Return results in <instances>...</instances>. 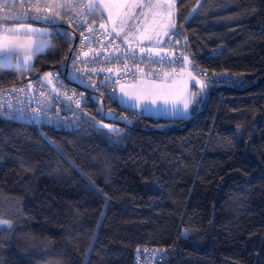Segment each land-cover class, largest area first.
I'll list each match as a JSON object with an SVG mask.
<instances>
[{
  "label": "trees",
  "instance_id": "trees-1",
  "mask_svg": "<svg viewBox=\"0 0 264 264\" xmlns=\"http://www.w3.org/2000/svg\"><path fill=\"white\" fill-rule=\"evenodd\" d=\"M174 20L158 52L180 39L196 67L235 77L190 116L92 90L73 130L0 113V264H135L145 246L164 249L157 264H264V0H176ZM0 22L52 28L33 70L0 65V88L72 51L46 20Z\"/></svg>",
  "mask_w": 264,
  "mask_h": 264
},
{
  "label": "built area",
  "instance_id": "built-area-1",
  "mask_svg": "<svg viewBox=\"0 0 264 264\" xmlns=\"http://www.w3.org/2000/svg\"><path fill=\"white\" fill-rule=\"evenodd\" d=\"M87 3L90 1L0 0V18L25 21L48 16L56 21L53 25L58 31L66 33V40L73 47L63 61L46 72L51 73V77L44 73L0 88L1 114L19 122L73 130L79 121V107L86 102L91 90L117 101L116 87L120 83L133 82L143 76L164 80L183 71L196 74L200 81L208 84L207 89L215 82L228 85L235 82L234 76L209 74L196 67L180 39L176 45L169 43L159 56L154 45L119 39L113 29L105 25L104 16L98 15L97 8L84 7ZM4 29L10 33V24L0 22V34H6ZM141 48L145 51L141 52ZM163 254L162 248L142 247L135 264H157Z\"/></svg>",
  "mask_w": 264,
  "mask_h": 264
},
{
  "label": "crops",
  "instance_id": "crops-1",
  "mask_svg": "<svg viewBox=\"0 0 264 264\" xmlns=\"http://www.w3.org/2000/svg\"><path fill=\"white\" fill-rule=\"evenodd\" d=\"M90 3H93L96 5L95 8L99 12L102 13V16L106 17L102 9L94 3L92 0H89ZM176 3V0H175ZM175 19V7H174V17ZM23 25V28L20 26ZM113 29L114 26L107 25ZM47 27H50L49 29ZM42 26L37 23H28V22H16L10 26V33H7V35L10 36H17L18 39L25 44V47L19 48V49H13V52L16 53H26V54H32L38 52H44L47 50L48 45V38L47 36L51 33L52 28L51 26ZM28 29H31V31H27ZM161 29H157L155 32H160ZM170 31V30H169ZM115 34L120 36L121 31L116 27V31H114ZM155 32L153 35H155ZM5 34H0V41L3 40V36ZM160 38H164V35H162ZM148 44H155V41H149L146 40ZM193 79L189 78V73L182 72L180 75L173 78L174 82L171 81H160L156 80L150 77H141L134 82L131 83H120L117 85V101L120 104V106L128 108V109H135L137 112L140 113H149L153 114L155 112H158V101L162 102V104H167L169 107L168 109L172 110L173 105L175 104L174 101L168 99L166 95L162 92L159 95L152 96L151 98H148L145 95H140V98L137 99V94L147 93L150 91V88L152 86H156V88L162 90L161 88L172 90L171 87L175 85H179V87L184 84L186 89L191 93L198 92V85L194 84L192 82ZM150 86V87H149ZM123 89V91H122ZM205 94H200L199 96H196L194 98H191V102L189 103V108L185 115L182 113H170V118H183L190 116L195 110L201 109L204 104ZM170 104V105H169ZM200 104L202 107H199ZM177 110V109H176ZM165 111L161 110L160 113H164ZM168 112V111H166ZM172 112V111H169ZM177 114V115H176Z\"/></svg>",
  "mask_w": 264,
  "mask_h": 264
},
{
  "label": "snow or ice",
  "instance_id": "snow-or-ice-1",
  "mask_svg": "<svg viewBox=\"0 0 264 264\" xmlns=\"http://www.w3.org/2000/svg\"><path fill=\"white\" fill-rule=\"evenodd\" d=\"M174 4L175 0H131V3L128 2V0H125L124 3L116 5L118 9H127V11H117L116 18L119 19V28L122 31L124 27H131L133 29L139 30L141 25H145V23L151 19L153 24L156 27H159L161 29L160 32H155V35L151 34H145L147 29L145 28V32H141L140 36L138 39L141 40H149V41H155L156 44H160L162 41L160 37L162 35L167 36L169 35V30L175 29L176 28V23L174 20ZM31 7H36L35 5H32ZM84 7L88 9H92L96 7L95 4L93 3H87L84 5ZM105 8H108V14H107V19L113 20L114 27L113 31H116V25H115V20L113 18V13L110 10L112 5L110 4H104ZM135 9H139V12H135ZM147 10V11H145ZM59 15V14H57ZM39 19H43L46 21H49L52 24H55L56 21L54 19L50 20L48 16H42L38 17ZM131 22V23H130ZM102 28L104 27L103 24L100 25ZM23 28V25L20 26ZM91 31V29H89ZM5 35L3 36V40L0 41V55H2L5 60L9 61L5 66L6 67H11L10 64V58L12 55H16V59L23 60L24 64H28L31 60V56H25L21 57L18 53H14L13 49H19L25 47V44L21 42L17 36L13 35H7L8 29H4ZM27 31H31V29H28ZM66 34V33H65ZM133 32H129L126 34L123 39L124 41L129 40V36L133 35ZM141 52H144L145 49L141 48ZM157 56L160 55L159 52L156 53ZM204 76H207L206 72L201 73ZM47 77H51V73H46L45 74ZM189 78L194 79L189 73ZM49 82H51L49 80ZM196 83L199 84V91L196 93H191L190 98L184 99L183 100V106L185 111L188 110L189 108V103L191 102V98H194L196 96H199L201 93H203L207 87L208 84L203 82V81H196ZM123 91V89H122ZM162 93V90L156 88V86H152L149 92L147 93H142V94H137L136 98L139 99L140 95H145L148 98H151L152 96L159 95ZM103 127H108L107 125H104ZM3 224H7L8 222H0Z\"/></svg>",
  "mask_w": 264,
  "mask_h": 264
},
{
  "label": "rangeland",
  "instance_id": "rangeland-1",
  "mask_svg": "<svg viewBox=\"0 0 264 264\" xmlns=\"http://www.w3.org/2000/svg\"><path fill=\"white\" fill-rule=\"evenodd\" d=\"M92 1L94 3H96L102 9V11L104 12V14L106 15V17H104V23H105V25H108L109 24L111 26H114L113 20L107 19V14H108L109 9L104 7V4H110V5H112V7H111L110 10L113 13V18L115 20V25L120 30V28H119V19L116 18V15L115 14L117 13V11H127V9L126 8L125 9H118L116 7V5L124 3L125 0H92ZM128 2L131 3V0H128ZM174 7H175V4H174ZM134 11L135 12H139L140 10L139 9H135ZM145 11H147V10H145ZM37 21L41 22L40 20H37ZM44 24H48V23H44ZM40 25H42V24H40ZM42 26H46L47 27L48 25H42ZM47 28L49 29L50 27H47ZM145 28L147 29L146 32H145ZM157 29H160V28L159 27H156L153 24V22L151 21V19H149L145 23V25H141V27H140L139 30L133 29L130 26L129 27H124L122 31L120 30L121 31L120 35L123 38L129 32H133L134 34L131 35V36H129V40L128 41H137V42H140V43L147 44V41L146 40L138 39V37L140 36V33L141 32H145V34H151V35H153V33ZM149 45H151V44H149ZM14 53H16V52H14ZM18 54L21 57L31 56L32 57V60L28 64H24L22 59L18 61L16 59V55H12L11 58H10L11 67H15V68H18V69H25L28 72L31 71V70H33L34 56L32 54H26V53H18ZM7 63H9V61L5 60V58L2 55H0V65L5 66ZM183 72L190 73L188 71H183ZM191 75L194 78L192 80V82H194V84H197L198 85V88H199V84L196 83V81H200V79L198 78V76H196V75H194L192 73H191ZM168 80L171 81V82H174L173 79H171V78L170 79H167L166 81H168ZM161 81H163V80H161ZM49 83H51V82H49ZM161 89H162V92L166 95V97H168V99L174 101L175 104L173 105V109L170 110V109H168L169 106L167 104H162V102H159L158 101V110H156L158 112H155L154 113V116L155 117H158V116L170 117L171 116L170 113H175V111H176V113H182L183 115H185V113L187 111H185V109H184L183 100L190 98V92L186 89L185 85L182 84L180 87H179V85H175V86L171 87L172 90H168V89H164V88H161ZM202 94H204V93H202ZM199 107H202V105L200 104ZM131 110L137 112V110H135V109H131ZM161 110H163L165 112L164 113H160ZM166 111H168V112H166ZM169 111H172V112H169ZM107 117H109L111 119H117V118H119V119H127L126 116H124V115L120 116V115H118L112 109H108L107 110ZM135 118L136 117H133L131 120H134Z\"/></svg>",
  "mask_w": 264,
  "mask_h": 264
}]
</instances>
